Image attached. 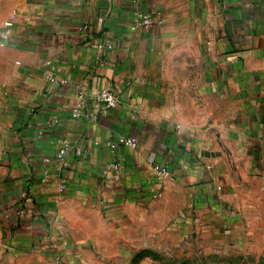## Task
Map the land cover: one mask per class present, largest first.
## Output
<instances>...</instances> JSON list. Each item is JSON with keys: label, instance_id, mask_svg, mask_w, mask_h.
<instances>
[{"label": "crops", "instance_id": "0c3cea01", "mask_svg": "<svg viewBox=\"0 0 264 264\" xmlns=\"http://www.w3.org/2000/svg\"><path fill=\"white\" fill-rule=\"evenodd\" d=\"M263 231L264 0H0V264H140Z\"/></svg>", "mask_w": 264, "mask_h": 264}, {"label": "rangeland", "instance_id": "374dc122", "mask_svg": "<svg viewBox=\"0 0 264 264\" xmlns=\"http://www.w3.org/2000/svg\"><path fill=\"white\" fill-rule=\"evenodd\" d=\"M260 234L264 242V231ZM259 242L258 236L249 241V245L230 252L203 254L192 248L172 255L165 251H155L147 261L140 264H264V245L257 246L256 243Z\"/></svg>", "mask_w": 264, "mask_h": 264}, {"label": "built area", "instance_id": "2783aa9c", "mask_svg": "<svg viewBox=\"0 0 264 264\" xmlns=\"http://www.w3.org/2000/svg\"><path fill=\"white\" fill-rule=\"evenodd\" d=\"M153 25V21L152 19L145 13H135L134 18H133V26L132 29H136V28H142L145 30H148L149 28H151ZM96 48L98 49H103V50H111L112 49V45L110 43H103L101 42L100 44L96 45ZM94 100L98 103L101 104L102 106H104L107 109H111L114 108L117 105V96L115 93L109 91V90H99L96 91L94 94ZM85 98V94L84 92H80L77 95V101L76 103L73 105V107L71 108V117L74 119H77L80 117L81 112L83 110V100ZM119 144H129L130 146L134 147L135 146V140L134 139H124V138H119L116 142V145ZM112 147H114V145L111 144ZM67 145L64 144L63 148L61 150H59V152L56 155V159L59 162H62L64 155L67 151ZM48 161V160H46ZM153 171H154V176H155V180L157 182V186L161 189L164 186H166L169 181L171 180L170 174L168 169L165 166H154L153 167ZM160 192L155 194L154 196H159ZM24 213V209H19L17 211V215H22Z\"/></svg>", "mask_w": 264, "mask_h": 264}]
</instances>
